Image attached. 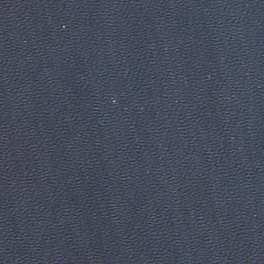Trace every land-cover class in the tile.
<instances>
[{"label": "water", "instance_id": "obj_1", "mask_svg": "<svg viewBox=\"0 0 264 264\" xmlns=\"http://www.w3.org/2000/svg\"><path fill=\"white\" fill-rule=\"evenodd\" d=\"M132 264H264V0H170Z\"/></svg>", "mask_w": 264, "mask_h": 264}]
</instances>
